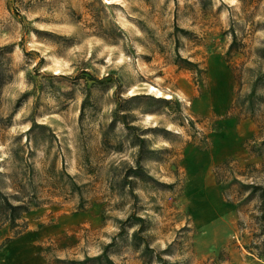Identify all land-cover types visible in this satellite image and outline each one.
<instances>
[{
    "label": "rangeland",
    "instance_id": "rangeland-1",
    "mask_svg": "<svg viewBox=\"0 0 264 264\" xmlns=\"http://www.w3.org/2000/svg\"><path fill=\"white\" fill-rule=\"evenodd\" d=\"M2 48L0 187L31 179L40 204L0 264H70L112 242L115 264H264L262 206L245 187L264 186V86L247 110L264 0H0ZM119 105L155 150L136 199L120 184L138 147ZM134 212L152 252L136 228L120 234ZM13 235L0 227V245Z\"/></svg>",
    "mask_w": 264,
    "mask_h": 264
},
{
    "label": "trees",
    "instance_id": "trees-1",
    "mask_svg": "<svg viewBox=\"0 0 264 264\" xmlns=\"http://www.w3.org/2000/svg\"><path fill=\"white\" fill-rule=\"evenodd\" d=\"M236 38V37H235ZM232 41L228 51L227 55H231L238 49L236 48V41ZM6 49L2 48L0 49V88H2L6 82L10 79V75H7L8 67L11 63L10 57L6 55ZM257 54L260 58H264V48H261L257 50ZM191 65H194L190 63ZM9 78V79H8ZM259 86H264V73H259L253 82V89L252 92L249 95L250 104L247 105V110L252 111L253 110V104H254V98L256 96V92ZM144 96L135 95L130 97L129 99L125 100L127 101H134V100H141ZM149 99H152L155 102H167V104H170L172 101H168L161 98H154L149 97ZM20 101H18L19 103ZM139 108V107H138ZM120 113V114H118ZM117 115L122 120L125 128L134 136L133 143L134 146L138 147V153L137 158L135 161V165L128 167L125 170V173L123 174L121 178L120 184L123 186L128 187V192L131 196H133L135 199L137 198V195L134 193V183L137 180L140 181H148L152 180L153 178L149 173L147 172L146 168L143 165V161L149 156L153 155L155 150L154 149H147V139L145 137H142V134L138 133V129L136 126L131 125L128 121V117H130L129 113H126V109H122V107L119 105L117 110ZM0 124H4L3 118L0 116ZM34 129V126H32L29 129V133L32 132ZM168 132V131H167ZM20 151H24V149L21 147H18L15 149V152L20 153ZM30 151V150H28ZM26 170H28V173L30 172L29 164L26 165ZM25 170V171H26ZM25 175L27 172H24ZM0 175L2 173L0 172ZM68 185L70 186V192L71 193H78L80 196L83 194V185H78L74 178L71 175H68ZM31 181V179H29ZM28 178H24L22 181L19 182L18 185L15 187V192L11 195L5 193L1 187H0V227H2L5 224H8L9 228L14 231L13 237L7 238L4 245H0V249L5 246L8 242H10L12 239L20 236L27 228L26 221H24V215L30 212L32 207H37L40 204V201H38L37 197L33 196L32 191L29 190V185L32 186ZM250 192V196L257 195L261 202V211L262 215L261 218L264 219V186L262 185H246L245 186ZM223 193L225 194V188H223ZM85 201L81 198L78 202V207L80 209H84L86 204ZM146 219L137 213H130L127 218L123 221H120V227L121 231L120 234L123 233V231L126 229V227H133L136 228L132 234L133 240H135L138 243L144 244V252H152L153 249L149 247V244L146 242L145 238L142 237V233L146 230ZM113 246V242L106 245L104 250L101 254L95 256V257H88L83 260L79 261H71L70 264H115L114 261L109 257L108 251L110 247ZM259 255L264 257V251H260ZM159 262H163L161 255L158 256ZM105 261V262H104Z\"/></svg>",
    "mask_w": 264,
    "mask_h": 264
}]
</instances>
